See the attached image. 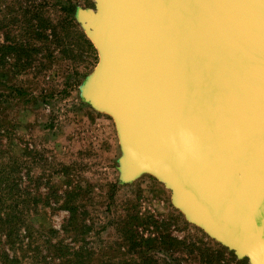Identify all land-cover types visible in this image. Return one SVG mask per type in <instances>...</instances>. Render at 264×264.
I'll list each match as a JSON object with an SVG mask.
<instances>
[{
    "label": "water",
    "instance_id": "obj_1",
    "mask_svg": "<svg viewBox=\"0 0 264 264\" xmlns=\"http://www.w3.org/2000/svg\"><path fill=\"white\" fill-rule=\"evenodd\" d=\"M93 2L76 12L98 53L82 95L114 119L120 180L152 174L189 222L264 264V0Z\"/></svg>",
    "mask_w": 264,
    "mask_h": 264
},
{
    "label": "rangeland",
    "instance_id": "obj_2",
    "mask_svg": "<svg viewBox=\"0 0 264 264\" xmlns=\"http://www.w3.org/2000/svg\"><path fill=\"white\" fill-rule=\"evenodd\" d=\"M71 1L77 8L94 7L93 0ZM9 2L0 0V44L29 38L23 28L8 23ZM40 2L55 36L34 43L24 68H13L7 58L2 70L8 85L0 113L8 116L7 129L14 134L8 143L2 139V148L11 150L6 151L11 162L16 159L11 152L23 153L21 166L14 165L23 174L21 198L31 231L20 230L15 241L0 235V264H72L78 259L81 264H249L189 222L152 174L120 180L114 119L82 95L98 56L68 27L61 7L66 0ZM77 28L84 33L80 24ZM12 85L23 96L10 93ZM69 189L80 212L74 225L67 224L62 208L61 195Z\"/></svg>",
    "mask_w": 264,
    "mask_h": 264
},
{
    "label": "trees",
    "instance_id": "obj_3",
    "mask_svg": "<svg viewBox=\"0 0 264 264\" xmlns=\"http://www.w3.org/2000/svg\"><path fill=\"white\" fill-rule=\"evenodd\" d=\"M47 0H21L20 2H16V0H10V2L6 5V10L10 14L9 22L12 26L17 28H23L27 34H29V38L26 41L21 42L19 40L15 41L10 38L6 44H0V108H2L4 100L3 97H6V91L4 85H8V82L4 81L5 73L4 70L5 64L8 62L7 58L10 61L7 64H11L13 68L20 67L24 68L27 64H29V59L31 57L32 49L34 48V43L37 41L46 42L48 36H55L53 31V26L50 23L49 19L44 16L41 2ZM67 4L62 5V9L66 11V21L68 27L77 31V38L83 43L86 49L93 53L97 54V50L94 45L89 41V39L85 36L83 32L78 31L77 27L79 23L76 20V12L77 6L73 4L71 0H66ZM17 3V4H16ZM19 4V5H18ZM18 8V14H11L15 9ZM9 25V24H8ZM2 27V25H0ZM77 28V29H76ZM49 31L52 34H47ZM25 33V34H26ZM33 37L31 38V36ZM48 35V36H47ZM31 39H34L31 42ZM33 47V48H32ZM37 49V48H36ZM13 60V62L11 61ZM23 59V62H22ZM18 61H21L20 63ZM6 83V84H5ZM10 88V93L15 92V96L21 97L23 96L21 92V88L15 85L8 86ZM2 113V112H1ZM0 113V235H3L4 238L13 241L17 240L21 235L20 230L25 231V235L29 233L30 224L28 219V214H26V209L23 208L24 200L21 198V194L25 190V186H23V174L16 170V165L21 166V155L11 152V154L16 158L14 162H11V156L8 154L11 150L6 148V151L3 150L2 146H6L2 144V139H6V143L13 139L12 132L7 129V115ZM8 147V145H7ZM25 150V149H24ZM40 177H37L39 179ZM80 189V187H77ZM73 196V191L71 189L64 190L61 197L64 198L65 202L62 205V208L68 212V225H74L73 223L78 221L77 214L78 206L73 205L71 200ZM56 199H59V195H56ZM33 202L36 203L35 195L32 197ZM57 201V200H56ZM70 203V204H69ZM29 210V209H28ZM30 230V231H29ZM24 236V234H23ZM173 240L172 238H170ZM6 258L7 253H2ZM76 254V253H75ZM81 260L78 259L72 264H81Z\"/></svg>",
    "mask_w": 264,
    "mask_h": 264
},
{
    "label": "clouds",
    "instance_id": "obj_4",
    "mask_svg": "<svg viewBox=\"0 0 264 264\" xmlns=\"http://www.w3.org/2000/svg\"><path fill=\"white\" fill-rule=\"evenodd\" d=\"M194 149V145L193 142L191 141V139H186L184 141V151L179 153L178 155H180L181 157H183L185 152H192Z\"/></svg>",
    "mask_w": 264,
    "mask_h": 264
}]
</instances>
